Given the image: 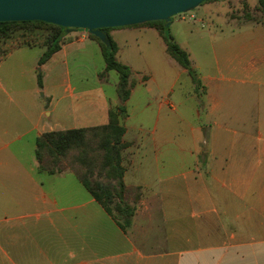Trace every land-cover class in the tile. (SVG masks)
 <instances>
[{
	"label": "crops",
	"instance_id": "0c3cea01",
	"mask_svg": "<svg viewBox=\"0 0 264 264\" xmlns=\"http://www.w3.org/2000/svg\"><path fill=\"white\" fill-rule=\"evenodd\" d=\"M184 18L174 16L169 28L198 72L197 91L156 28L108 32L120 61L126 34L156 33L169 67L178 69L158 102L160 138L142 121L128 135L125 120L145 84L133 65L124 102L118 80L112 91L99 76L104 60L101 71L93 68V87L72 84V70L103 59L86 30L68 29L40 66L43 49L29 57L33 47L0 51V264H264V21H241L238 31L219 36L201 17ZM182 76L190 84L177 99ZM59 100L64 117L56 114ZM187 102L189 120L179 112ZM119 105L126 114L119 117L123 183L131 190L124 199L133 204L137 195L126 228L71 170H40L35 155L42 133L106 124Z\"/></svg>",
	"mask_w": 264,
	"mask_h": 264
},
{
	"label": "trees",
	"instance_id": "16d2710c",
	"mask_svg": "<svg viewBox=\"0 0 264 264\" xmlns=\"http://www.w3.org/2000/svg\"><path fill=\"white\" fill-rule=\"evenodd\" d=\"M257 10L264 15V0H257ZM136 25H154L166 44L167 54L180 66L187 69L194 84V89L197 91L201 86L198 72L193 68L188 53L174 40L169 27L166 28L162 20L144 22L133 26ZM35 26H43L50 29V34L45 40V49L38 61L39 64H43L54 52L60 49L61 44L65 41L66 31L71 28H63L59 25L43 21L0 22V38L8 37L13 28L23 27V29L27 30ZM111 29H103L107 34L105 43L95 35L88 34L90 38L98 42L101 48L105 62V68L101 72V75L110 70L118 73L117 94L120 101L124 102L130 94L131 70L117 59V44L108 33ZM26 44L30 46L33 45V42L31 39H28ZM7 49L9 48L7 47L4 50L1 48L0 51L5 52ZM38 84L41 86L40 74L38 75ZM124 111L125 107L123 105L110 109L108 111V122L103 125L44 132L36 138L35 148V155L40 170H45L48 173L71 170L104 209L118 219L121 228H126L130 224L131 217L135 211L134 204L137 201V195L133 197V204L124 199V193H131V190L123 183L124 166L121 163V152L125 147V144L122 142V136L125 129L120 124L119 117L120 113ZM89 136L95 140L93 150L85 149ZM72 150H77V156L73 159L75 163L73 162V166H62V159ZM59 166L61 167L57 168ZM101 171L114 180L113 188L110 185L91 181L87 178L88 175ZM132 191L136 190L133 189ZM112 204L113 207L111 206Z\"/></svg>",
	"mask_w": 264,
	"mask_h": 264
},
{
	"label": "rangeland",
	"instance_id": "374dc122",
	"mask_svg": "<svg viewBox=\"0 0 264 264\" xmlns=\"http://www.w3.org/2000/svg\"><path fill=\"white\" fill-rule=\"evenodd\" d=\"M190 14H194L195 17L191 16L189 19L188 17ZM175 17H185L183 19L184 21L191 22L197 19V17H201L203 22L210 23V26L213 28L212 30H214L219 36H228L232 32L238 31L237 27H235L238 22L245 20L264 21V15L257 10V0H205L195 9L178 14ZM149 26L154 27V25ZM171 30H173V28ZM49 34L50 29L43 26H35L27 30L23 29V27L16 29L13 28L8 37L0 38V49L3 46H6L5 48L9 47L10 49L19 46L33 47L25 51L27 52L28 57L33 56L34 54H38L40 49H45V40ZM28 39L32 40L33 45L29 46L26 44ZM123 39L128 42V45L123 48L122 61H118L128 67L133 65L139 70L138 74L145 77V84H142L140 87V91L143 92V95H138L137 99L136 93L134 96L135 102L132 107H130V111L128 113L129 117L125 120V125L129 130L128 135L136 134V128L140 127L139 122L142 121L143 125L141 126L144 129L153 131L158 137L160 136V107L158 102H160V96L163 88L168 86L172 78L176 75V70L178 69L169 67L166 61V53L164 52L162 45H160V38L156 35V33L149 31L139 34L138 31H135L130 34H126ZM136 43L137 46L135 45ZM131 46L132 48H130ZM103 60L104 59L99 57V59H94L93 64H86L85 67L77 70V72H80L82 75L77 74V72L72 70L70 77L72 84L77 85L82 82V84L88 88L93 87L95 84L93 68L97 67L101 71L103 67ZM124 60L128 61L130 64ZM38 65L40 66L41 64L38 62ZM99 76L101 79L106 78L107 82L104 86L113 91L114 84L118 80V73L114 70H110L104 75H101L100 72ZM20 80L21 84H27V80H25V78H21ZM189 84L188 78L182 76L177 84L174 97L182 99L183 94L178 90L179 88L185 90ZM139 98H141V102H139ZM146 101L148 104H146ZM40 102L43 103L44 98L40 97ZM64 104V100H59L56 103L58 109L56 114L61 113L59 117H64L63 115H65L62 111ZM179 112L189 120L191 119L192 106L187 102L186 106L180 107ZM120 114L122 119L123 116L126 115L125 111ZM157 115L159 116L158 120ZM175 128L177 132H184V125H178ZM94 145V138L89 136L86 141L85 149L93 150ZM76 156L77 150L69 151L67 156L62 159L61 165L73 166L72 164L75 163L73 159ZM60 167L61 166L57 168ZM87 178L91 181L101 182L103 184L110 185L112 188L114 187V180L109 178L103 171L96 172L93 175H88ZM111 206L113 207V204Z\"/></svg>",
	"mask_w": 264,
	"mask_h": 264
},
{
	"label": "water",
	"instance_id": "95a60500",
	"mask_svg": "<svg viewBox=\"0 0 264 264\" xmlns=\"http://www.w3.org/2000/svg\"><path fill=\"white\" fill-rule=\"evenodd\" d=\"M205 0H0V22L43 21L86 30L106 42L104 28L172 18Z\"/></svg>",
	"mask_w": 264,
	"mask_h": 264
}]
</instances>
